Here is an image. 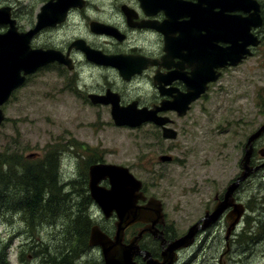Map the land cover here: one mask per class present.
I'll return each mask as SVG.
<instances>
[{
  "label": "rangeland",
  "instance_id": "374dc122",
  "mask_svg": "<svg viewBox=\"0 0 264 264\" xmlns=\"http://www.w3.org/2000/svg\"><path fill=\"white\" fill-rule=\"evenodd\" d=\"M42 1L0 0V7H10L17 27L27 31L34 24ZM108 1L89 0L90 6L85 11L71 14L54 37L55 44L62 41L63 32L71 42L82 31H87L82 17H102L111 21ZM260 1L264 19V0ZM119 22L123 29L121 18ZM4 26L0 25V32ZM46 37L49 43L51 38L46 35L38 40L45 41ZM261 39L252 57L225 71L214 83L209 101L195 104L192 129L185 130L184 137L178 135L175 141L164 142L161 146L170 151L167 155L186 157L187 165L176 162L151 166L152 159H147L148 155L154 158L159 152L145 147V136L154 133L150 126L116 127L111 120L110 107L93 106L87 98V94H100L105 88H111L122 92L129 102L140 97L144 82L138 80L140 86L127 85L113 71L89 65L78 53L70 56L75 60L73 70L50 68L36 72L1 107L5 119L0 125V156L16 155L26 164L46 167L45 171H39V176L49 185L54 175L42 164L50 155L53 161L58 160L56 186H64V192L69 195L66 199L61 197L59 203L62 207L70 204L74 215L84 211L82 180L93 160L127 167L142 182L149 196L161 200L169 222H175L184 232L196 221L207 199L215 192L221 193L235 175L232 169L228 171L224 167L223 142L233 146V140H243L240 136L246 138L264 121V24ZM154 48L150 45L148 49ZM188 135L191 138L186 140ZM185 140L186 146H196L195 152L179 147ZM260 145L264 147V136ZM228 153L233 154L231 150ZM20 170L21 167H16V174H20ZM243 192L244 200L248 199L247 214L264 224V185H250ZM253 194L256 198L250 199ZM18 214L11 212L0 218V247L8 245L9 264H35L37 242L47 245L52 255L66 247L68 238L64 234L70 219L58 221L59 225L53 227L49 220L51 215L43 214L39 215L42 224L37 220L29 226V218ZM68 215L73 217V214ZM248 224L250 221H246L245 225ZM224 250L223 234L215 231L201 249L190 250L188 258L191 261L186 264H218V257ZM85 259L82 253L76 263L84 264ZM224 264H264V225L254 226L251 232L239 228L230 242Z\"/></svg>",
  "mask_w": 264,
  "mask_h": 264
},
{
  "label": "flooded vegetation",
  "instance_id": "af4514ba",
  "mask_svg": "<svg viewBox=\"0 0 264 264\" xmlns=\"http://www.w3.org/2000/svg\"><path fill=\"white\" fill-rule=\"evenodd\" d=\"M49 1L50 0H44L41 2L42 4L37 14L40 13V9ZM82 1L84 2L82 6H71L66 10V17L63 22L39 29L31 38V49L40 51L51 50L57 52L64 59H71L74 62V68L75 60L70 56H74L77 53L80 55L82 54L89 65L98 69L113 71L118 76L119 73L115 68L95 65L92 62L87 61L85 54L79 49H76L73 45H78L80 43L79 41H84L91 49L98 50L106 55L139 56L147 59L150 63L141 71V74H136L132 76L129 81H124L127 85L136 83L140 86V83L137 81L142 80L144 82V90L140 97L134 98L128 102L125 100L122 92L115 91V89L111 88H105L103 93L97 95L102 96L109 90L118 95L121 106L136 103L137 109H145L149 111L151 118L155 116L158 118H167L169 120L167 126L175 130L177 136L180 135L184 137L185 130H191L193 127L192 120L194 117L192 113L195 112L193 109L195 104L198 102L209 101V95L214 88V83L222 77V74L225 71L235 68L230 66L225 68H214L215 61L212 60V55H210V53L212 54L214 47L222 49L229 47L226 32L221 29L223 20L226 18L225 16H228L229 20L231 15L228 8L226 9V0H222L221 2L218 0H109L110 11L112 12L111 21L102 17L96 19H90L86 16L82 17L88 30L85 32L82 31L83 33L74 37L71 42L67 41V36L63 32V34H61L62 41L59 44H55L56 39L54 37L58 36L59 30L66 25L67 19H69L70 15L81 13L90 6L89 0ZM257 1L260 4V15L263 18L261 14L262 3L260 0ZM56 2L57 1L54 0L52 3L56 4ZM63 8L64 6L56 4V7L52 6L50 10L55 14L57 13V9L62 10ZM113 9H115L114 12ZM197 10L200 13H197ZM37 14L35 16L34 24L32 23L33 26L31 25L28 30H34L37 28ZM232 15L240 16L242 18L247 16V14L242 11H234L232 12ZM119 18H121L122 27H124L123 29H121L119 25L121 24ZM189 20H191L190 24L183 28L181 22ZM94 24H97L96 26L100 28L96 32L91 30L93 29L91 26ZM145 24H148L149 26L143 27L142 25ZM153 24L154 26H161V30L158 31L155 28H152L151 25ZM4 27L5 29L0 33H4L7 30V26L5 25ZM261 29L262 27L251 29V33L260 43L262 42ZM17 31L19 33L25 32L18 27ZM43 35L51 38L49 43H47V37L45 41L38 40ZM165 35H168L171 37V40H173L171 43L173 48L172 50L169 49L168 52L165 51ZM150 45L155 46V48L152 50L148 49ZM249 50L251 52L249 57H252L255 53V48L249 47ZM247 58V56L244 57L241 63L236 67L242 65ZM50 68H60L62 70L65 68L69 71L64 64L50 62L38 68L33 74L36 72L38 73L39 71L50 70ZM194 72L199 75L196 77H200L202 81L209 78L211 74L219 73L220 77L216 82L205 84V92L200 94L198 99L188 105L183 116L179 115V113L174 110L158 111L154 114L152 111L159 108L163 102L172 101L173 97L185 98L184 95H186L188 91L187 84H189L187 79L191 77ZM62 73H64V71H62ZM33 74L25 78L24 84L28 77H31ZM194 88L195 87H190V89ZM159 89H161L162 92ZM98 106L110 107V105ZM187 123H190L189 126H185ZM144 125L150 126L149 128L154 132L153 134L148 133L145 136V147H147L148 150H156L159 152V155L154 158L153 156L148 155L147 159H152V162L150 163L151 166H164V163L159 160V156L167 155L170 152H164L166 149L161 148L163 143L168 141L162 138L161 128L155 126L153 122H145L142 126ZM252 133L246 138L244 135L240 136L243 140H233V146L231 147H229L231 143L223 142L225 154L224 167H226L228 171L229 169H232L233 174L235 175L227 182L221 193L215 192L214 196L207 199L204 207L199 212L196 221L189 226L191 227L198 224L200 227L197 228L193 243L188 248L173 252L169 248L174 241L188 231L189 227L182 232L179 230L175 222H169L167 215L164 213L162 202V218L160 219L156 213H152L148 216L150 219L149 222L134 223L125 230L123 244L127 245L129 241L134 239L139 233H142L138 241V247L142 253L148 252L153 260L160 263L163 262L164 259L169 260L172 257V264H186L191 261V258H188L190 250L194 248H197L198 250L201 249L207 237L213 232H219L220 230L223 234L225 250L219 255L217 262L218 264H224V258L230 249V242L239 228H246L248 232H251L254 226L260 228L264 225L260 219L251 218L250 215L247 214L248 199L245 198L244 200L243 190L246 187L250 185H264V147L260 145L264 134L259 139L252 142L250 158L248 162H245L244 160L247 139ZM190 138L191 135H188L186 140H189ZM186 140L179 147L181 149L188 148L195 152L196 146L194 144L186 146ZM230 150L233 154L228 153ZM171 158L170 163L179 162L187 165L186 157L178 158L171 156ZM102 163L104 162L95 160L90 165ZM242 173H247V175L245 174L246 176L244 180L238 182L236 189L231 194L233 204L243 206V213L237 223L230 230V219L234 218V215L232 214L233 207L230 206L225 209L216 220L209 222L207 226L203 227V218L208 215L210 216L214 212L215 206L223 200L227 187L235 183ZM83 185L86 187L87 196L84 194L82 204L84 207L86 206L85 212L87 215L89 214L92 221L88 228V238L91 228L97 226L102 233L112 239L115 234V222L117 221L116 213L112 211L109 216H105L101 209L94 204L89 195L87 179L86 183L83 182ZM101 185L108 188V181H102ZM251 187L254 188L257 186ZM142 192L145 201H138L137 206L139 207L144 206L150 198H155L146 193L143 184ZM255 198L256 195L253 194L250 199ZM246 221H250V224L247 226L245 225ZM83 256L86 257L84 264H104L99 247L88 248V251L84 252ZM142 257L141 254L134 258L136 264H145ZM186 258L188 259L186 260Z\"/></svg>",
  "mask_w": 264,
  "mask_h": 264
},
{
  "label": "water",
  "instance_id": "95a60500",
  "mask_svg": "<svg viewBox=\"0 0 264 264\" xmlns=\"http://www.w3.org/2000/svg\"><path fill=\"white\" fill-rule=\"evenodd\" d=\"M53 1L50 0L45 4L40 9V13L37 14V28L22 33L17 31L16 21L12 18L11 8L8 6L0 7V25L7 26V30L4 33H0V124L4 120L1 107L9 100L13 92L24 84L27 76L50 62H58L64 64L69 70L73 69L71 60L62 58L59 53L51 50H33L30 47L31 38L39 29L63 22L66 17V10L69 7L82 6L84 3L82 0H56V4L64 6V8L62 10L57 9V13L53 14L50 10L52 6L56 7V4L52 3ZM226 7L230 13L239 10L247 13V16L242 18L230 15L229 20L228 16H225L221 29L226 32L229 47L224 49L214 47L212 54L210 53L212 60L215 61L214 68L236 66L245 56L250 55L249 47H255L259 43L250 32L252 28L259 27L262 22L258 2L256 0H226ZM197 13L200 12L197 10ZM190 21H182L183 28L190 24ZM96 25L91 26L93 32L100 29ZM142 26L146 27L149 25L145 24ZM151 27L158 31L161 30V26L158 25L154 26L153 24ZM79 42L78 45L73 46L85 54L86 60L96 65L115 68L124 81H129L132 76L141 74V71L150 63L147 59L139 56L106 55L98 50L91 49L84 41ZM172 42L171 37L165 35L166 52L169 49L172 50ZM196 76L199 75L194 72L187 79L189 84H187L188 91L184 95L185 98L173 97L172 101L163 102L159 108L152 112L155 114L158 111L174 110L183 116L188 105L205 92V84L215 82L220 74H211L209 78L203 81ZM190 87L195 88L190 89ZM159 90L161 91V89ZM88 99L92 105H110V116L116 127L137 128L150 121L162 129V137L164 139L175 140L177 137L176 131L167 127L169 123L167 118H158L156 116L151 118L150 112L145 109H137L136 103L121 106L118 95L109 90L102 96L89 94ZM263 134L264 122L247 139V152L245 151L244 155L245 162H248L250 158L252 142L259 139ZM159 160L168 162L171 158L169 156H161ZM245 174L247 175V173H242L235 183L227 187L223 200L215 206L214 212L210 216L203 218V227L207 226L209 222L216 220L230 206L233 207L232 214L234 215V218L230 219V230L237 223L243 213V206L234 205L231 194L236 189L238 182L244 180ZM87 176L91 199L105 216H109L112 211L117 216L115 234L112 239L102 233L97 226L92 227L90 231L88 247H99L103 263L136 264L134 258L142 254L145 264H172V257L169 260L164 259L160 263L153 260L148 252L142 253L140 251L138 241L142 233H139L134 239L129 241L127 245L123 244L124 232L131 225L137 222H149L148 216L152 213H156L160 219L162 218L161 202L155 198H150L144 206H137L138 201H145V197L141 192L142 184L126 167L113 164H93L89 166ZM105 180L108 181V188L101 185V182ZM198 227H200L198 224L189 227L183 236L169 246L171 251L189 247L193 243Z\"/></svg>",
  "mask_w": 264,
  "mask_h": 264
},
{
  "label": "trees",
  "instance_id": "16d2710c",
  "mask_svg": "<svg viewBox=\"0 0 264 264\" xmlns=\"http://www.w3.org/2000/svg\"><path fill=\"white\" fill-rule=\"evenodd\" d=\"M18 158L20 157L16 155L0 156V218L7 213H20L28 217L27 222L29 226H33V222L37 223V220L39 222V215L44 214L50 217V214L49 220L52 221L51 225L53 227L59 225L58 221L70 219V226H66L64 234L68 238L66 247L52 255L48 252L47 245L37 242L35 250L37 251L35 254L37 262L35 264H77V258L82 253L88 251V228L92 222L85 212L86 206L83 212L79 210L82 213L74 215L70 204L65 203L63 207L60 205L59 201L61 197L66 199L69 195L67 192H64V186H56L55 177L57 179V176L55 174L58 171L59 165L58 160L53 161L51 155L42 164L47 165L46 170H51L54 175L50 185L44 183L43 179L39 176V171H45L43 168L46 167L37 168L26 164ZM16 167H21L20 174H16ZM86 179L85 173L82 182L86 183ZM86 192V187L83 185L82 198L84 194L86 195ZM47 209L48 212L46 213ZM68 214H73V217H70ZM0 243L2 242L0 241ZM7 247V244H4L3 248L0 247V264H9L6 254ZM22 255L23 252L19 255V259L22 258Z\"/></svg>",
  "mask_w": 264,
  "mask_h": 264
}]
</instances>
